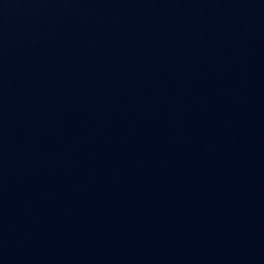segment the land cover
I'll return each instance as SVG.
<instances>
[{
    "label": "water",
    "instance_id": "95a60500",
    "mask_svg": "<svg viewBox=\"0 0 264 264\" xmlns=\"http://www.w3.org/2000/svg\"><path fill=\"white\" fill-rule=\"evenodd\" d=\"M0 264H264V0H0Z\"/></svg>",
    "mask_w": 264,
    "mask_h": 264
}]
</instances>
